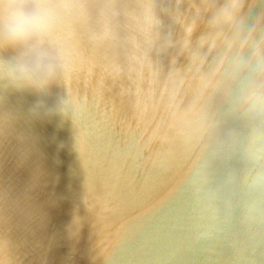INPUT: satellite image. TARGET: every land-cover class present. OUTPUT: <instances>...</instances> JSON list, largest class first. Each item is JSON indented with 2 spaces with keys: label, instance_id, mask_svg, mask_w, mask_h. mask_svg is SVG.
I'll return each instance as SVG.
<instances>
[{
  "label": "water",
  "instance_id": "obj_1",
  "mask_svg": "<svg viewBox=\"0 0 264 264\" xmlns=\"http://www.w3.org/2000/svg\"><path fill=\"white\" fill-rule=\"evenodd\" d=\"M54 3L0 49V264H264V0Z\"/></svg>",
  "mask_w": 264,
  "mask_h": 264
},
{
  "label": "clouds",
  "instance_id": "obj_2",
  "mask_svg": "<svg viewBox=\"0 0 264 264\" xmlns=\"http://www.w3.org/2000/svg\"><path fill=\"white\" fill-rule=\"evenodd\" d=\"M59 22L54 0H0V49L19 50L42 44ZM39 63L36 68L20 63L14 84L40 91L48 84Z\"/></svg>",
  "mask_w": 264,
  "mask_h": 264
}]
</instances>
